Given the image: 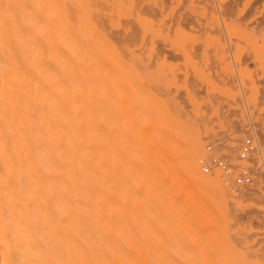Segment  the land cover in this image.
Returning a JSON list of instances; mask_svg holds the SVG:
<instances>
[{"label":"bare ground","instance_id":"obj_1","mask_svg":"<svg viewBox=\"0 0 264 264\" xmlns=\"http://www.w3.org/2000/svg\"><path fill=\"white\" fill-rule=\"evenodd\" d=\"M89 1L0 0V264H155L148 254L132 253L123 230L132 225L135 192L146 196L153 178L119 143L121 84L103 74L116 55L109 37L132 42L141 27L127 18V5L113 12L122 28L108 26ZM144 1L133 5L162 15ZM220 15L230 23L253 16L246 26L264 35V0H226ZM179 20L191 34L180 39L183 45L198 32L206 40L222 32L212 15ZM98 26L108 27L109 37ZM197 142L195 136L191 144ZM234 142L227 152H235ZM194 160L189 152L191 173Z\"/></svg>","mask_w":264,"mask_h":264},{"label":"rangeland","instance_id":"obj_2","mask_svg":"<svg viewBox=\"0 0 264 264\" xmlns=\"http://www.w3.org/2000/svg\"><path fill=\"white\" fill-rule=\"evenodd\" d=\"M134 1H89L90 11L107 17L108 26L122 28L113 12L127 5V18L141 27L139 39L121 43L98 26L115 46L114 67L104 66L103 74L121 84L115 102L119 143L131 147L153 178L146 196L135 192L132 225L123 226L132 253L148 254L155 264H264V35L246 26L253 16L242 23L222 17L226 0H145L163 11L157 17L140 12ZM67 13L73 24L69 6ZM183 14L194 21L212 15L222 32L207 40L198 32L194 43L183 45L180 39L191 36L180 24ZM156 42L166 48L157 49ZM195 136L198 142L191 144ZM246 137L256 140L258 153L239 162ZM233 139L236 150L230 153L225 145ZM208 144L233 166L231 173L200 171L197 161L208 155ZM189 152L194 173L185 163ZM242 166L251 170L252 183L236 187L233 177Z\"/></svg>","mask_w":264,"mask_h":264},{"label":"built area","instance_id":"obj_3","mask_svg":"<svg viewBox=\"0 0 264 264\" xmlns=\"http://www.w3.org/2000/svg\"><path fill=\"white\" fill-rule=\"evenodd\" d=\"M208 155L198 159L197 163L202 173L208 174L213 169H219L224 173H230L233 166L228 163L225 157L216 156L213 153L211 144L207 147ZM257 151V142L253 137L244 138L239 146L237 161L248 162L255 155ZM252 172L249 167L242 166L237 168V173L233 177V185L236 187L248 186L252 183Z\"/></svg>","mask_w":264,"mask_h":264}]
</instances>
